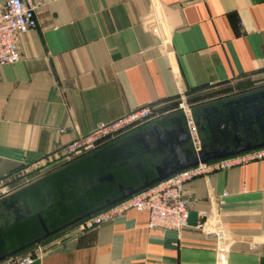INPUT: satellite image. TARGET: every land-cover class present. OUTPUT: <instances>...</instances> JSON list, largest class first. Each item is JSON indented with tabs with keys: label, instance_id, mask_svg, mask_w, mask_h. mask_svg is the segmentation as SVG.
<instances>
[{
	"label": "crops",
	"instance_id": "crops-1",
	"mask_svg": "<svg viewBox=\"0 0 264 264\" xmlns=\"http://www.w3.org/2000/svg\"><path fill=\"white\" fill-rule=\"evenodd\" d=\"M33 3L37 29L21 37V61L0 67V183L49 178L34 192L58 191L54 215L75 212L59 174L71 163L55 160L58 148L142 108L164 117L184 99L195 108L236 95L227 94L234 85L264 82V0ZM188 188L196 216L181 233L150 231L147 213L129 211L49 241L34 264H264V162ZM210 211L223 239L198 228Z\"/></svg>",
	"mask_w": 264,
	"mask_h": 264
},
{
	"label": "water",
	"instance_id": "water-1",
	"mask_svg": "<svg viewBox=\"0 0 264 264\" xmlns=\"http://www.w3.org/2000/svg\"><path fill=\"white\" fill-rule=\"evenodd\" d=\"M264 150V87L164 116L64 167L63 194L75 211L53 214L58 191L34 181L0 200V264L200 165ZM88 159L84 166L72 168ZM74 164V165H73ZM30 192V194H28ZM196 215L191 214L190 223Z\"/></svg>",
	"mask_w": 264,
	"mask_h": 264
},
{
	"label": "built area",
	"instance_id": "built-area-1",
	"mask_svg": "<svg viewBox=\"0 0 264 264\" xmlns=\"http://www.w3.org/2000/svg\"><path fill=\"white\" fill-rule=\"evenodd\" d=\"M37 10L38 6L33 3V0H10L0 6V67L14 66L21 61L20 39L37 29ZM192 108L184 99L179 106V111L190 117ZM160 118L162 116L151 107L136 110L115 123L101 126L94 133L64 148H58L54 158L56 161L72 163L149 126ZM260 162H264V150L210 165H200L84 222L74 231L78 234L90 233L105 224L114 222L129 211H135L148 214L150 231L181 233L190 225L193 197L188 186L191 183L214 174L226 173ZM19 177L0 183V200L17 191L21 185L33 181H25L17 185ZM227 197L228 195L224 194L216 201L214 209L217 214L225 205ZM213 215L211 211L200 213L198 228L205 230L209 239H223V230L217 222L213 221L215 219ZM42 256L43 252L38 247L5 264H34Z\"/></svg>",
	"mask_w": 264,
	"mask_h": 264
},
{
	"label": "rangeland",
	"instance_id": "rangeland-1",
	"mask_svg": "<svg viewBox=\"0 0 264 264\" xmlns=\"http://www.w3.org/2000/svg\"><path fill=\"white\" fill-rule=\"evenodd\" d=\"M243 83H241L240 85H242ZM238 85V84H237ZM261 86H264V82L262 81V82H259V83H256V84H254V83H251V84H249V85H247V86H244V87H237V86H233L232 87V89L231 90H229V92L227 93V94H236V95H238V94H241V93H243V91H246V90H249V89H255V88H261ZM28 175H29V173H26V174H24V175H22V176H20L19 178H20V180H18L16 183H18L17 185H21L22 183H24L25 181H30V180H33V176H30V177H28ZM23 178H25V179H23Z\"/></svg>",
	"mask_w": 264,
	"mask_h": 264
},
{
	"label": "flooded vegetation",
	"instance_id": "flooded-vegetation-1",
	"mask_svg": "<svg viewBox=\"0 0 264 264\" xmlns=\"http://www.w3.org/2000/svg\"><path fill=\"white\" fill-rule=\"evenodd\" d=\"M241 94H243V93H241ZM30 183H32V182H30ZM30 183H28V184H24V185H21L19 189L26 187V186L29 185Z\"/></svg>",
	"mask_w": 264,
	"mask_h": 264
}]
</instances>
